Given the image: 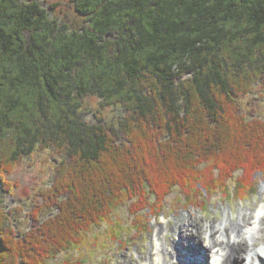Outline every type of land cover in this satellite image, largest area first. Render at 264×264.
<instances>
[{
    "label": "trees",
    "instance_id": "16d2710c",
    "mask_svg": "<svg viewBox=\"0 0 264 264\" xmlns=\"http://www.w3.org/2000/svg\"><path fill=\"white\" fill-rule=\"evenodd\" d=\"M45 2L0 0V180L36 151L59 158L34 230L18 236L0 201V264L77 252L118 209L131 230L109 233L129 243L174 193L194 206L255 193L264 115L239 97L264 85V0H71L82 26ZM88 95L117 123H89Z\"/></svg>",
    "mask_w": 264,
    "mask_h": 264
},
{
    "label": "rangeland",
    "instance_id": "374dc122",
    "mask_svg": "<svg viewBox=\"0 0 264 264\" xmlns=\"http://www.w3.org/2000/svg\"><path fill=\"white\" fill-rule=\"evenodd\" d=\"M44 1H46L44 7L49 9L53 17L72 26H82L83 19L75 12L71 0H42V2ZM52 5L54 8H50ZM239 101L241 102V112L247 118H262L261 116L264 115V85L260 84L252 92L239 97ZM83 103L84 109L88 113L85 119L89 123L100 121L116 124L122 114L119 107L105 106L98 97L93 95L85 97ZM54 154L53 151H36L29 159L22 160L12 172L3 174L4 183L10 184V186L3 184L0 180V201L6 206L5 215L15 225L14 231L18 236L21 235L20 233L34 230L35 221L30 216L31 213L34 214L33 211L41 209L38 214L40 218H45L53 212L51 208H38V206L41 207L44 202L39 191L51 184V176L59 160ZM252 180L254 183L251 188L254 186L255 193H250L248 190V195L243 200H238L228 194H216L214 197L204 196L203 204L194 206L192 204L185 205L183 198L174 193L167 199L160 214L148 213L145 215V230L148 231L146 234L134 235L132 238L127 236V239H131L129 243L125 241V243L116 246V242L113 241L109 233L110 227L112 229L118 227V234L129 233L132 222L125 209H118L112 218V224L108 223L101 228H93L87 233L88 235H85L86 246H81L77 252L60 253L48 264H128L131 261L132 264H145L150 260L154 263L161 262L162 260L156 255L150 259L151 250L156 249L158 245L155 235L160 228L165 226L170 229L174 226L180 228L184 224L187 226L188 232L193 233L197 230L202 232L204 230L201 228L202 220H204L202 226L206 223L210 225L213 220L215 221L214 225H218L220 220L224 221L230 215L234 218L237 217L241 207L242 210L250 207L254 215L264 205V193L262 192L264 177L258 172L255 173ZM216 220H218L217 223ZM189 222L192 225L189 226ZM168 235L170 236V234ZM223 236L225 235L223 234ZM139 253L143 255H139ZM241 263L248 264L249 262L243 259Z\"/></svg>",
    "mask_w": 264,
    "mask_h": 264
},
{
    "label": "bare ground",
    "instance_id": "6f19581e",
    "mask_svg": "<svg viewBox=\"0 0 264 264\" xmlns=\"http://www.w3.org/2000/svg\"><path fill=\"white\" fill-rule=\"evenodd\" d=\"M202 223L204 220L201 221L202 232L193 229V233L188 232L184 224L180 228H160L155 235L158 245L151 250L150 259L156 255L162 261L150 260L145 264H243V259L249 264H264L261 254L264 252V205L254 215L250 207L244 210L241 207L237 217L230 215L218 225H214V220L210 225L206 223L207 226ZM198 226L200 228V224Z\"/></svg>",
    "mask_w": 264,
    "mask_h": 264
},
{
    "label": "clouds",
    "instance_id": "9594fccd",
    "mask_svg": "<svg viewBox=\"0 0 264 264\" xmlns=\"http://www.w3.org/2000/svg\"><path fill=\"white\" fill-rule=\"evenodd\" d=\"M261 254L264 255V252H262ZM257 264H258V262H257Z\"/></svg>",
    "mask_w": 264,
    "mask_h": 264
}]
</instances>
